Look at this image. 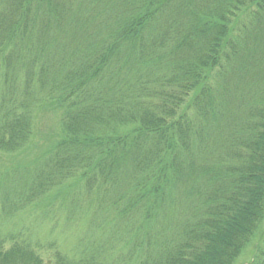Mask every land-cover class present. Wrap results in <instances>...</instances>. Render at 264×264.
<instances>
[{
  "label": "trees",
  "instance_id": "obj_1",
  "mask_svg": "<svg viewBox=\"0 0 264 264\" xmlns=\"http://www.w3.org/2000/svg\"><path fill=\"white\" fill-rule=\"evenodd\" d=\"M46 101L61 135L0 174V219L77 184L90 235L44 260L0 232V264H233L256 235L264 0H0L1 153L27 146Z\"/></svg>",
  "mask_w": 264,
  "mask_h": 264
},
{
  "label": "rangeland",
  "instance_id": "obj_2",
  "mask_svg": "<svg viewBox=\"0 0 264 264\" xmlns=\"http://www.w3.org/2000/svg\"><path fill=\"white\" fill-rule=\"evenodd\" d=\"M237 20V19H236ZM235 24V22L233 23ZM207 74L206 79H208ZM208 81L206 80L205 84ZM192 95V94H191ZM188 96L187 102L181 112H186V106L190 101ZM61 111L50 104H42L34 112L33 133L27 146L15 154L1 153L0 151V174L6 170L13 171L16 165L28 166L34 159L40 155L41 150L49 145V141L61 135ZM79 185L67 187L64 190L55 189L40 200L27 206L18 212L13 218L7 221L0 219V232L2 237L23 235L30 240L33 247L44 260L52 257L53 250L58 249L62 253L74 257L75 246L80 238L90 235L89 220L87 216H79L71 210L74 198L78 197ZM68 211L71 214L70 221H67ZM76 211V210H75ZM1 218V216H0ZM105 219V216H97L98 221ZM96 235L103 242H111L107 246L112 247L116 240L110 241V226H106L103 232L96 231ZM264 236V221L261 223L259 230L254 238L246 246L245 250L236 258L233 264H249L252 260L256 243ZM107 239V241H106ZM118 251L125 244L118 242ZM9 246V244L7 245ZM53 246V247H52Z\"/></svg>",
  "mask_w": 264,
  "mask_h": 264
}]
</instances>
